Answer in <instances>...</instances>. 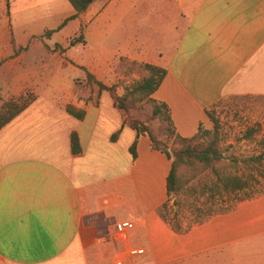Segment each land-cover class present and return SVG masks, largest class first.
Masks as SVG:
<instances>
[{"label": "crops", "instance_id": "0c3cea01", "mask_svg": "<svg viewBox=\"0 0 264 264\" xmlns=\"http://www.w3.org/2000/svg\"><path fill=\"white\" fill-rule=\"evenodd\" d=\"M73 14L68 0H0L1 97L34 93L0 128V264H115L138 248L124 264H264V194L175 231L158 214L170 159L136 138L111 94L76 99L70 78L80 70L67 53L43 51L33 77L28 52L49 46L56 36L45 32ZM81 23L91 50L76 63L92 75L119 57L165 70L151 98L166 105L174 136L212 129L220 100L264 99V0H96L62 28ZM121 221L133 228L116 238Z\"/></svg>", "mask_w": 264, "mask_h": 264}, {"label": "trees", "instance_id": "16d2710c", "mask_svg": "<svg viewBox=\"0 0 264 264\" xmlns=\"http://www.w3.org/2000/svg\"><path fill=\"white\" fill-rule=\"evenodd\" d=\"M94 1L96 0H68L74 10V14L63 20L55 30L46 31L44 36L47 37L61 29L69 20L86 11L88 6ZM78 42L79 40H76V43ZM71 45L73 46L75 43H71ZM129 63L141 67L147 74L126 87L121 96H115L113 94V87L103 85L90 74L86 73V78L97 86L98 91H107L111 94L113 105L120 114L126 112L132 104L147 100L151 104L152 116H161L170 125V133L174 135L166 105L157 103L151 98L164 78L165 70L146 63H137L135 61H129ZM27 104L28 102L24 100L23 96H19L16 100L11 99L3 102L0 107V128L19 114ZM66 111L77 119H82L84 116L82 110H77L70 105L66 107ZM208 117L213 124L211 130H206L199 126L195 135L190 138L174 136V139L182 145L171 156L158 147L157 142L152 138L145 125L137 121L126 122L124 120V123L135 132L136 138L140 135L148 136L152 148L164 152L170 159V169L166 177V194L168 198L184 196L187 198L194 197L195 199L202 197L204 199V202L200 206L192 203L188 204L190 217L185 218V220L179 218L178 214H174L170 219H167L163 213L166 202L162 204L158 209L159 216L168 222L172 229L177 232L186 231L192 223L203 222L211 215L231 209L237 201L264 194V150L257 155L254 154L247 158H242L240 161L232 158L233 163L241 162L246 166H250V169L256 172V174L245 176L234 172L225 162L223 151L220 148L219 122L209 113ZM252 136L253 130L248 129L242 135V139L249 141ZM232 147L230 145V148ZM70 148L73 154L80 152V145L75 133L70 134ZM129 151L135 157V142L130 146ZM182 165H185L192 171L199 170V176L193 178L196 175L194 173L183 179L179 175V168ZM218 199H223L225 202V205L221 209L206 208L210 203H214L212 205H215ZM211 204L209 207H211Z\"/></svg>", "mask_w": 264, "mask_h": 264}, {"label": "rangeland", "instance_id": "374dc122", "mask_svg": "<svg viewBox=\"0 0 264 264\" xmlns=\"http://www.w3.org/2000/svg\"><path fill=\"white\" fill-rule=\"evenodd\" d=\"M51 35H55L56 39L51 42L49 46L43 43H34L30 50L31 53L28 52L27 54V56L30 54L32 55V65L30 64V66H32V72L35 73L33 77H36L37 73V57L43 51L54 53L56 57L61 56L63 53H67L69 59L65 60H67L71 66L80 70L70 78L72 93L78 100L95 102L102 92L98 91L97 86L86 78V73L90 74L100 83H112L111 87H113V94L115 96H121L126 87L147 74L141 67L131 65L129 63L130 60L123 57L113 58L110 68L106 73L100 76L92 75L86 68L80 67L76 62L85 52L91 50L89 47L91 44L89 41L90 34L87 23H81L78 27L68 29L67 31H64V28H62ZM76 40H79V42L76 43ZM71 43H75V45L72 46ZM107 45L108 44H105L106 49H108ZM54 61H56V59H54ZM28 76L29 75L25 76L24 80L28 79ZM23 77L24 76H21V80ZM25 83L22 81L20 85L22 86ZM117 88L119 89V95L115 94V89ZM2 93L3 92H0V107L3 102L13 98L7 97V95L1 97ZM20 96H23L24 100L30 103L34 98V93L28 88H25ZM17 98L12 100H16ZM209 114L219 122L220 148L223 151L225 162L230 166V169L245 176L256 174V172L250 169V166H246L241 162L233 163L232 158H236L240 161L242 158H247L254 154L257 155L264 150V99L226 98L216 103L209 110ZM122 116L126 122L137 121L145 125L152 138L157 142L158 147L167 155L171 156L174 151L181 147L182 144L175 140L174 135L170 133V125L164 121L161 116H152L151 104L147 100L132 104L126 112L122 113ZM248 129L253 130V136L249 141L242 139V135ZM230 145L233 147L230 148ZM194 173L196 175L193 178H197L199 176V170H189L185 165L179 168V175L183 179ZM203 202L204 199L202 197L196 199L194 197L187 198L184 196L167 198L163 213L167 219H170L174 214H178L179 218L185 220V218L190 217L188 204L192 203L196 206H200ZM210 204L206 206L207 209L213 208L214 210H219L225 205V202L223 199H218L215 205H212L214 204L212 203L211 207H209Z\"/></svg>", "mask_w": 264, "mask_h": 264}, {"label": "built area", "instance_id": "2783aa9c", "mask_svg": "<svg viewBox=\"0 0 264 264\" xmlns=\"http://www.w3.org/2000/svg\"><path fill=\"white\" fill-rule=\"evenodd\" d=\"M133 228V223L130 221H121L118 222L114 225V230H115V236L116 238H122L125 236L126 232L130 231ZM143 254V249L138 248V249H128L126 253L117 258L115 261V264H124V259H132L137 256H140Z\"/></svg>", "mask_w": 264, "mask_h": 264}]
</instances>
